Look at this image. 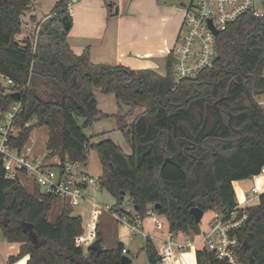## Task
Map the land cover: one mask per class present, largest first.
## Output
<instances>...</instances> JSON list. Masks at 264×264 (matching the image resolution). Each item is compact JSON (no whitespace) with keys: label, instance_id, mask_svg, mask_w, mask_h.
<instances>
[{"label":"trees","instance_id":"16d2710c","mask_svg":"<svg viewBox=\"0 0 264 264\" xmlns=\"http://www.w3.org/2000/svg\"><path fill=\"white\" fill-rule=\"evenodd\" d=\"M72 1L57 0L35 37L20 41L33 0H0V76L14 83L0 85V113L21 103L10 147L24 150L33 131L45 126L47 159L87 162L90 150L98 153L99 185L115 198L117 210L128 194L143 219L152 211L167 218L172 234L199 235L192 209L233 210V182L264 170V108L256 99L264 93V16L247 13L230 23L217 36L214 67L177 84L171 58L160 76L95 65L88 51L75 55L63 23L65 16L71 22ZM96 89L128 108L119 130L130 154L111 139L91 144L85 135V128L109 116L99 109ZM55 200L38 187L31 194L19 179H7L0 155V227L5 240L21 244L18 258L29 256L28 264H123V244L101 252L76 244L84 229L72 209L65 207L49 222ZM246 211L250 219L240 234L239 262L264 264V194ZM97 239L103 243L99 231ZM144 250L148 264H162L151 238ZM196 255L198 264H227L205 248Z\"/></svg>","mask_w":264,"mask_h":264},{"label":"built area","instance_id":"2783aa9c","mask_svg":"<svg viewBox=\"0 0 264 264\" xmlns=\"http://www.w3.org/2000/svg\"><path fill=\"white\" fill-rule=\"evenodd\" d=\"M252 13L256 17L264 16L257 8L256 0H193L184 8L182 29L176 44L169 53L172 61V72L178 84L184 80H195L206 69L213 68L218 58L217 36L227 26L241 16ZM217 31V34L214 33ZM5 87H14L11 79H5ZM264 107V102H259ZM21 103H15L10 110L0 113V119L5 125L0 127V155L7 179L15 180L20 176L29 177L42 194L60 200L65 207L74 209L87 203L90 205V216L81 236L75 239L77 245L91 246L97 239L96 215L105 211L119 224L130 229L133 236L142 235L150 238L143 230V218L131 214L115 206L99 205L93 190H101L99 178L94 176L84 161L59 162L50 165L46 160L33 159L27 151L14 150L10 147L12 139L16 138L18 129L13 121L20 114ZM256 187L251 189V198L258 197ZM148 216L154 213L149 211ZM250 216L246 208L237 204L233 210L214 214L210 229L203 233L201 240L187 245L176 243L172 237L163 243L159 251L162 264H174L173 246L182 250L188 246L202 244L214 256L227 264H240L238 252L241 247L240 234L248 225ZM88 247V248H89ZM86 248V247H85ZM128 251L123 250L127 255Z\"/></svg>","mask_w":264,"mask_h":264},{"label":"crops","instance_id":"0c3cea01","mask_svg":"<svg viewBox=\"0 0 264 264\" xmlns=\"http://www.w3.org/2000/svg\"><path fill=\"white\" fill-rule=\"evenodd\" d=\"M258 1L260 10L264 12V0H256V2ZM192 2L193 0H73L68 9L71 17V28L66 37V43L75 55L79 56L88 51L91 62L95 65L124 66L135 71L151 70L160 76H165L169 53L176 44L182 29L184 8ZM56 3L57 0H33L32 9L26 17L37 26L52 15ZM47 140L48 132L43 141L44 147H46ZM36 149L37 144L35 143L26 150L31 158L37 160L44 158L50 165H56L60 162L57 156L47 159V150L44 153L43 151L39 152L40 148L39 150ZM51 159H55V162H51ZM262 174L264 175V170ZM27 179L30 178L19 177L22 185H27ZM253 179L255 177L251 180ZM245 182L246 180L234 181L233 188L237 204L248 208L258 204V201L257 203L254 201L259 200V196L251 198L252 187L249 189ZM54 206L57 216L53 220L48 217L51 223L64 209L62 205H57V199L52 210ZM82 206L85 208L90 205L85 203ZM211 212L215 214L219 211ZM99 214L97 231L100 232L103 241L106 239L115 241V246L113 245L111 249L123 244L128 251L127 255H129L130 251L125 244L118 241V226L120 224L105 211H100ZM144 221H146L145 218L143 230L153 240L158 252L169 237H172L178 244L187 245L188 242L193 241L198 243L205 232L200 224L201 233L197 236H188L183 233L172 234L169 231L167 221V231L161 230L157 234L154 226L157 225L158 221L155 218L152 219L149 231L144 227ZM113 227H115V232L111 230ZM20 248L21 244L8 242L3 237L2 231L0 232V264H28L29 256L18 258ZM192 248H196V251L184 256L181 255L184 251ZM202 248H204L202 244L188 246L182 250L173 246L172 250L176 260L174 264H198L196 253ZM10 258L18 259L11 262Z\"/></svg>","mask_w":264,"mask_h":264},{"label":"rangeland","instance_id":"374dc122","mask_svg":"<svg viewBox=\"0 0 264 264\" xmlns=\"http://www.w3.org/2000/svg\"><path fill=\"white\" fill-rule=\"evenodd\" d=\"M258 6H259V1L257 2V8H259V10H260L261 7L260 6L258 7ZM23 22H24L23 32L18 37V39L20 41H22L26 36L35 37L36 32L40 29V26L44 23V22H40L36 26L26 16H24ZM163 73L165 74L164 71H163ZM5 84H6L5 79L0 76V85L4 86ZM95 95H96L97 100H98L99 109L102 111V113L107 114L109 116L107 118L99 120L94 125L85 128L84 129L85 135L90 139L91 144L92 143L97 144V143H100L104 140L111 139L115 143L119 144L126 153L130 154L131 150L129 149V146L125 140V137L122 134V132L120 130H118V128L120 126L119 119L125 115L128 108L127 107L120 108L117 104V101H116V98L114 95H109V96L103 95L99 89L95 90ZM256 99L259 102H264V93L261 94L260 96H257ZM142 112H143V109H139L136 112L135 116H137L138 114H140ZM133 119H134V117L128 118L127 123H131L133 121ZM84 121L85 120L82 118L78 119V122L81 126L84 124ZM3 125H5V121L0 119V127H2ZM47 132H48V130L45 126L36 128L34 130V132L32 133L31 139L28 141V143L25 147V151L28 150V148H30L33 144L35 145V143H36L37 144L36 150H39V148H40L39 152L43 151L45 153L46 147L43 146V141L45 139V136H47ZM45 157H46V155H45ZM51 162H55V159H51ZM87 166H88V170L94 176H96L97 178L101 177L102 167H101L100 162H99L98 153L95 150L89 151L88 159H87ZM253 180L255 181V183ZM253 180H251V179L246 180L245 185L249 189L251 187L252 188L256 187L259 191L258 196L260 197L262 194H264V175L261 174L259 176H256L255 179H253ZM26 182H27L26 183L27 185H23V187H25V189L29 193L32 194L34 192V189H33L34 187H33L31 179H29V180L27 179ZM92 195L94 196L95 201L103 207L116 205L115 198L105 190H99L98 192L93 190ZM257 201L258 200H255L254 203H257ZM57 205H62L63 208H65L64 204H62V202L60 200H57ZM90 208H91L90 206L83 208V206L81 205V206L76 207L73 210H71L73 215L81 216L84 229L86 228V225H87L88 220H89ZM121 208L123 210H125L126 212H130L131 214L135 213L132 200L128 194L125 195L123 205ZM99 215L100 214L98 212L96 215V222H95L96 224L99 223ZM56 216H57L56 215V207L54 206V209L49 214V219L53 220ZM213 217H214V213H212V212H208L203 217L202 222L200 224L205 229V232H207L210 229V227H211L210 223L212 222ZM153 218H155L158 221L157 225L155 224V226H154V228L157 231L155 233L159 234L161 232V230L166 232L167 231V218L164 216H158V215L146 216L145 217L146 221H144V227L147 230L149 228H151ZM111 230L113 232H115V227H113ZM0 232H1V227H0ZM118 241L121 243H124L126 248L130 251V254L125 255V256H127L132 261V264H146L147 263V257H146V253L144 251V245H145V241H146L145 237H143L142 235H138V236L133 237L131 235L128 227L120 224L118 226ZM114 244H115V241H112L109 239L104 240L102 243L103 250L111 249ZM85 247H86V249H88L89 246H85ZM192 251L195 252L196 248L186 250L183 253H181V255L184 256V255L190 254V253H192ZM184 264H187V263H184Z\"/></svg>","mask_w":264,"mask_h":264},{"label":"water","instance_id":"95a60500","mask_svg":"<svg viewBox=\"0 0 264 264\" xmlns=\"http://www.w3.org/2000/svg\"><path fill=\"white\" fill-rule=\"evenodd\" d=\"M63 23H64L65 29L66 30H70V28H71V22H70V19H69L68 16H65L64 17ZM214 33L217 34V31L214 30ZM231 88H232V84L230 85V88H229L228 93L231 92ZM19 97H20V94H17V98H19ZM156 207H157V205L155 206V208ZM135 210L136 211L138 210V207L137 206H135ZM191 213L194 216L195 222L197 224H200L202 222V219H203L205 213L202 210L198 209V208L192 209ZM24 227L27 230H31L32 229V226L31 225H24ZM33 241L35 243L37 242V237L36 236L33 237ZM89 249L92 250V251H95V252H101L103 250V246H102L101 241L99 239H96L94 241V243H92V245L89 247ZM123 264H131V260L127 256H124V258H123Z\"/></svg>","mask_w":264,"mask_h":264}]
</instances>
